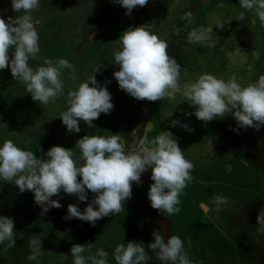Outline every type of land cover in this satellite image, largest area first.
Wrapping results in <instances>:
<instances>
[{"label": "rangeland", "instance_id": "1", "mask_svg": "<svg viewBox=\"0 0 264 264\" xmlns=\"http://www.w3.org/2000/svg\"><path fill=\"white\" fill-rule=\"evenodd\" d=\"M40 1L44 6L31 13L40 51L35 59H29L28 64L35 69L45 59H64L71 67L60 70L63 91L46 104L32 101L25 85L12 78L7 67L0 70V140H11L17 147L32 151L40 159L54 145L71 149L76 157L79 151L75 143L80 137L85 134L105 135L104 131H107L122 134L124 150L128 152L136 147L142 120L149 113V121L145 125L147 131L143 127L145 137L150 140L161 131L171 132L183 156L193 166L189 173L191 179L178 197L179 211L172 215L163 212L166 218L174 217V235L181 238L183 251L191 264H264V232L257 231L255 219L258 210L264 207V125L256 133L253 128H247L252 129L247 134L251 138L249 142H256L253 145L241 133L225 135L226 127L231 132L227 126L230 119L233 120L231 115L217 118L218 122H213V119L207 123L186 115L193 108L183 102L179 93L171 99L153 102L129 97L117 87L116 81L111 82L106 77L105 71L113 57L110 55L112 49L117 51L120 48L117 42L119 35L129 27H137L129 24L130 15L120 13L116 16L117 24L107 29L106 22L111 15L120 12L119 9L111 11L110 16L104 19L103 27L92 29L91 41L87 39L88 42L82 43L84 30L91 28L88 24L90 3L82 4L79 0ZM192 6H195L194 10ZM144 8L149 10L152 21L144 27L166 43L167 54L171 52L169 47L175 37L182 49L183 58L171 57L180 66L179 85L183 86L205 73L224 80L235 76L241 84L264 75V22L254 12L242 9L238 0H148ZM241 12L244 13L242 20L239 17ZM186 13L191 14L190 20ZM16 15L21 13L11 10L9 0H0V19L14 20ZM134 17L138 21L139 17ZM200 27H211V46L187 42V34ZM13 51L14 48H10L9 59ZM92 75L98 84L107 87L113 109L108 115L101 114L92 121L93 127L89 128L81 121L79 133H67L59 114L68 108V92ZM168 107L175 112L168 115ZM172 120L187 124L192 131H185L179 125L170 126ZM232 124L239 129L235 121ZM214 127L216 131L211 133ZM221 130L224 135L220 134ZM226 139L230 145L234 144V149L231 146L225 149ZM148 187L132 186L131 197L123 202L120 210L124 213H114L117 219L113 225L117 223L118 226L110 227L113 230L111 235L100 223L88 227L83 225L79 235L74 233L68 222L58 221L54 216H42L30 192L21 193L13 182L0 181V215L11 217L14 222L12 246H8V241L0 244V264H37V261L28 259L32 254L30 241L33 239L40 240L42 253L37 258L39 264H72L69 249L73 244L85 245L86 248L87 244H92L90 251L82 254L87 256L95 255L98 248L106 251L107 243L114 245L123 239L125 243H142L140 227L147 237L153 231L160 234L155 218L162 212L150 207L146 196ZM217 195L224 196L227 203L217 206L213 201ZM93 198L94 194L87 193V200L80 202L75 196L60 192L50 199L58 200L66 214L67 205L75 204L83 211ZM201 201L207 209L201 207ZM144 207H148L150 225L133 228L131 224L136 214ZM111 216L102 220L110 222ZM127 230L132 233L131 238L118 237L120 231L128 233ZM107 253L108 259L111 254L110 251ZM147 262L149 259L144 264ZM158 264L162 261L158 260Z\"/></svg>", "mask_w": 264, "mask_h": 264}, {"label": "clouds", "instance_id": "2", "mask_svg": "<svg viewBox=\"0 0 264 264\" xmlns=\"http://www.w3.org/2000/svg\"><path fill=\"white\" fill-rule=\"evenodd\" d=\"M9 2L11 10L21 15H16L14 20L0 19V70L7 67L12 78L25 85L32 101L46 104L63 91L60 70L71 65L64 59H45L35 69L29 66V59H35L40 51L31 15L39 8L40 0ZM110 2L123 8L125 15H130L135 7H143L148 0ZM238 3L264 22V0H238ZM185 15L191 19L190 13ZM239 17L242 20L244 13L241 12ZM212 34L211 27L196 28L187 34V42L211 46ZM117 42L120 48L113 52V56L114 64L119 67L112 73V78L129 97L153 102L171 99L179 93L183 102L193 108L186 115H192L198 121L207 123L230 114L239 129L258 131L264 125V75L242 85L235 76L224 80L205 73L181 86L178 84L180 66L168 56L166 43L144 25L124 30ZM10 48H14L11 59L8 55ZM68 97L67 110L59 114L67 133H79L81 121L87 127H93L92 121L101 114L108 115L113 109L111 94L105 85L97 83L94 75L69 91ZM178 125L185 131H192L187 124L177 120L170 122L172 127ZM104 133L80 137L75 143L79 151L76 157L71 149L54 145L40 159L32 151L17 147L11 140H0V181L13 182L21 193L30 192L33 203L41 208L42 213L61 207L58 200L50 199L60 192L75 196L80 202H85L87 193H92L94 198L83 211L75 204L67 205L66 218L94 225L97 220L118 213L123 202L130 199L133 183L138 184L141 175L150 170L152 183L146 193L150 207L168 215L178 212V197L191 179L189 173L193 166L183 156L172 133L161 131L150 140L142 137L128 152L124 150L122 134ZM213 201L217 206L227 203L226 198L220 195L214 196ZM255 219L257 231L264 232V207L258 210ZM13 227L11 217L0 215V244L8 241V246H12ZM151 237L148 247L157 251L160 261L191 264L180 237L172 235L165 240L156 231L151 233ZM87 245L88 248L81 244L71 246L72 264H108V253L103 249L98 248L95 255H82L90 251L92 244ZM142 245L133 241L117 243L112 253L115 264H144L147 257ZM30 247L32 254L28 259L39 264L37 258L42 253L40 240H31Z\"/></svg>", "mask_w": 264, "mask_h": 264}, {"label": "trees", "instance_id": "3", "mask_svg": "<svg viewBox=\"0 0 264 264\" xmlns=\"http://www.w3.org/2000/svg\"><path fill=\"white\" fill-rule=\"evenodd\" d=\"M80 3L84 4V3H90L91 8L88 11V24L91 27L88 30H84V36L82 37V43H84V41H87V39H89V34L91 33L92 29H94L97 24H99L100 22L104 21V19H106L107 15L109 12H111L113 9L118 8L120 10V12H117L114 15H111V17L108 19V21L106 22V28L110 29L113 28L116 24H117V19L116 16L119 15L120 13L124 12L125 10L123 8H121L118 4L112 3L110 2V0H79ZM109 4H112V7L109 6ZM195 6H192L191 8L194 10ZM134 15L138 18L137 19L134 17ZM130 18L131 21L129 24H134V26H148L149 24H152V21L149 18V10L145 9L144 6L143 7H135L130 14ZM178 31V30H177ZM176 39V37H175ZM175 39L171 42L170 44V54H168L169 57H179L182 55V49L181 47L178 45V42L176 43ZM175 42V43H174ZM94 43V42H93ZM178 47H174L177 46ZM183 45V44H182ZM173 47L175 49V53H173ZM148 114L146 113L145 117L142 120L141 123V129L138 131V134L136 136V143H138V140H140V138L142 137L143 134V127L146 125L147 120H148ZM134 148H132L131 150H133ZM150 177V172L149 171H145L142 175H141V180L140 182L137 183H133L132 186H145V185H150L152 183V181L149 179ZM10 204V203H9ZM37 210L39 211V213L44 216H54L56 218H58V221H66L69 223V225L73 228L74 233H79L80 232V227H82L83 225L88 227L91 226L89 223L87 222H82L78 219H67L66 218V214L64 213L62 207L60 208H51L48 212L46 213H42L41 212V208L37 206ZM149 211H148V207H144L143 209H141L137 214H136V218L135 220L132 222V227L133 228H138L141 225L144 226V224L150 225V221H149V217H148ZM110 215V214H109ZM108 215V216H109ZM144 215V216H143ZM108 216H106L108 218ZM156 221V226L158 231L160 232V235L162 237H164L165 240H167V238L170 236V229H171V225L174 224L173 222V218L172 216H168L167 218L164 216V213L162 212L161 214L157 215V217L155 218ZM95 223H100V225L103 228H107L109 225V221L106 220H102V218L100 220H97ZM140 225V226H139ZM140 229H142V234H143V247L144 249L151 255H154L157 257V251H154L152 249H150L148 247V244L151 242L152 237L149 236H145L144 234V229L140 227ZM16 241L19 244V241L16 239ZM66 259H69L68 256H65ZM164 264H172V262H164Z\"/></svg>", "mask_w": 264, "mask_h": 264}, {"label": "crops", "instance_id": "4", "mask_svg": "<svg viewBox=\"0 0 264 264\" xmlns=\"http://www.w3.org/2000/svg\"><path fill=\"white\" fill-rule=\"evenodd\" d=\"M90 36H91V34H90ZM95 44V43H94ZM114 51H116V49H112V51H111V54L110 55H112L113 56V52ZM111 57V56H110ZM183 58V54L180 56V58ZM179 59V58H178ZM115 63V61H114V56L113 57H111L110 58V64L108 65V67L106 68V71H105V74H106V77H109L110 78V80H111V82H114L115 80L112 78V73L114 72V71H117L118 70V65H116V64H114ZM255 80H253V81H246V83H244V82H242V85H246L247 83H251V82H254ZM180 95V94H179ZM185 104H186V102H185ZM167 110V109H166ZM165 110V111H166ZM168 112L170 113V114H173L175 111H173V108H169L168 107ZM227 116H229L230 114H226ZM227 116H226V118H227ZM225 117V116H224ZM224 117L222 118V119H224ZM231 118V117H230ZM150 119V118H149ZM217 118H214V120H213V122H215V120H216ZM228 119H229V117H228ZM149 121V120H148ZM217 121V120H216ZM234 120H231L230 119V122H229V124L227 125V126H229V128L231 129V132L228 130V128L226 127V130H225V135L226 134H228L229 136L232 134L233 136L235 135V134H238V133H241V134H243L246 138V140L249 142L250 140H251V138H248V132L249 131H251L252 129H247V128H244V129H236L235 131H233V129H235V127L233 126V124H232V122H233ZM218 122V121H217ZM148 123V122H147ZM147 123H146V125H147ZM263 126V125H262ZM147 126H145L144 128V130H146L147 131V128H146ZM263 129H264V127H263ZM224 130V129H223ZM223 130H221V132H220V134L222 135H224V132H223ZM146 131L142 134V137H145V134H146ZM216 131V128L214 127L213 129H212V132L211 133H213V132H215ZM240 131V132H239ZM236 132H238V133H236ZM257 131L255 130V133H256ZM211 133H209V134H211ZM246 134V135H245ZM219 137H218V139H220V135H218ZM141 137V138H142ZM239 138V137H238ZM237 138V139H238ZM224 139V138H223ZM231 140H233V139H231ZM234 140H235V138H234ZM239 140V139H238ZM253 140V139H252ZM257 140V139H256ZM255 140V141H256ZM209 141V140H208ZM208 141H207V143H208ZM254 141V140H253ZM249 142L250 144H256V142ZM218 142H219V140H218ZM258 143V142H257ZM220 145H221V143H220ZM231 146V149H234V144L232 143V145H230V142L226 139V145H225V149H230L229 147ZM211 148H213V147H211ZM222 148H223V146H222ZM131 150V149H130ZM150 171V170H149ZM202 204H204L203 203V201H201L200 202V205H201V207L203 208V209H207V207H206V205H202ZM141 210V209H140ZM137 211H139V210H137ZM122 213H124L123 211H120V213L119 214H121L122 215ZM111 219H110V224H109V226H108V228H106V229H104L105 231H109V234L111 235L112 234V232H113V230H111L110 229V227L113 225V222L115 221V219H117V215L115 216L114 214H112V216L110 217ZM173 218V222L175 221V219H174V217H172ZM175 224V223H174ZM113 226H118V224L117 223H115V225H113ZM125 228V227H124ZM128 229V228H127ZM128 231V233H123V232H119V235H118V237L119 238H131V236L130 235H132V233H129L130 232V230H127ZM175 231H176V227L174 226V225H171V229H170V236H172V235H174V233H175ZM79 235H81V233H79ZM109 235V236H110ZM123 242H124V239H123ZM115 246H116V244H114L113 245V243H111V245H109L108 243L106 244V252H108V251H110V256L108 257V261H110V264H115V261H114V259H113V255H112V253H113V250H114V248H115ZM143 246V245H142ZM145 253H146V257H147V259L146 260H148L149 259V262H147V264H158V258L156 257V256H154V255H151V254H149L146 250H145ZM153 258V259H152ZM160 261V260H159ZM109 264V263H108ZM162 264H164V262H162Z\"/></svg>", "mask_w": 264, "mask_h": 264}, {"label": "water", "instance_id": "5", "mask_svg": "<svg viewBox=\"0 0 264 264\" xmlns=\"http://www.w3.org/2000/svg\"><path fill=\"white\" fill-rule=\"evenodd\" d=\"M110 14H111V13H109L108 15L110 16ZM108 15H107V17H108ZM105 21H107V20H105ZM104 24H105V23H103V22L99 23V24L95 27V29L97 30L98 28L103 27ZM91 35H92V34H91Z\"/></svg>", "mask_w": 264, "mask_h": 264}, {"label": "flooded vegetation", "instance_id": "6", "mask_svg": "<svg viewBox=\"0 0 264 264\" xmlns=\"http://www.w3.org/2000/svg\"><path fill=\"white\" fill-rule=\"evenodd\" d=\"M42 1H40V5H39V7H43L44 6V3L42 2ZM110 7H112V4H111V6Z\"/></svg>", "mask_w": 264, "mask_h": 264}, {"label": "bare ground", "instance_id": "7", "mask_svg": "<svg viewBox=\"0 0 264 264\" xmlns=\"http://www.w3.org/2000/svg\"><path fill=\"white\" fill-rule=\"evenodd\" d=\"M115 9H118V8H115ZM115 9H113V10H115ZM113 10H112V11H113ZM109 13H111V12H109ZM109 13H108V14H109ZM102 22H103V21H102ZM100 23H101V22H100ZM97 25H98V24H97Z\"/></svg>", "mask_w": 264, "mask_h": 264}]
</instances>
